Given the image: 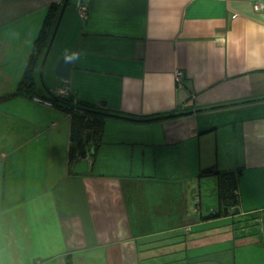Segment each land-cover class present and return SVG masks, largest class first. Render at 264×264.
<instances>
[{
	"label": "crops",
	"instance_id": "0c3cea01",
	"mask_svg": "<svg viewBox=\"0 0 264 264\" xmlns=\"http://www.w3.org/2000/svg\"><path fill=\"white\" fill-rule=\"evenodd\" d=\"M257 2L0 0V96L15 93L47 10L64 3L35 96L66 85L74 102L122 115L105 119L75 175L68 111L23 93L0 103V264H264ZM73 53L60 79L57 61ZM228 175L238 201L224 211Z\"/></svg>",
	"mask_w": 264,
	"mask_h": 264
},
{
	"label": "trees",
	"instance_id": "16d2710c",
	"mask_svg": "<svg viewBox=\"0 0 264 264\" xmlns=\"http://www.w3.org/2000/svg\"><path fill=\"white\" fill-rule=\"evenodd\" d=\"M63 5L64 3L59 5L52 4L47 10L46 17L42 24V29L39 33V36L36 38L37 40L34 45V51L36 52L35 55L33 54L30 57L27 69L17 86L15 93L3 94V96H0V103L3 100L13 97L17 94L23 93L24 95L29 96L36 95V90L34 87V75H32L33 68L36 65L37 59H39V57L47 51L52 41V36L57 27L56 25L58 24L61 17ZM50 97V101H52L54 106H60L63 108V110L68 111L70 114V148L68 154L69 160L67 170L69 174H75L72 168L78 162V155L85 159L87 151L90 150V146L92 144H96L105 119L112 117L121 118L120 116L122 115H120V113L117 111L103 108L101 105L98 106L97 104L89 101L85 102L77 100L74 102V100L69 96L59 98L52 92L50 93ZM126 116L130 117L127 119H135L134 117L130 116V114H127ZM165 116L170 117L172 115L160 114L159 116L151 119H161ZM212 169L213 167L211 166V168H202L201 171L209 172ZM256 218L259 219V217ZM66 264H72V259L70 256L67 258Z\"/></svg>",
	"mask_w": 264,
	"mask_h": 264
},
{
	"label": "water",
	"instance_id": "95a60500",
	"mask_svg": "<svg viewBox=\"0 0 264 264\" xmlns=\"http://www.w3.org/2000/svg\"><path fill=\"white\" fill-rule=\"evenodd\" d=\"M64 8V7H63ZM54 36V35H53ZM52 36V40H53ZM50 48V46H49ZM49 48L47 49L46 55L44 56V59L42 63L44 64L47 55L49 53ZM72 62L71 60L66 59V56H61V58L57 61V64L54 68V74H56L60 79L68 80L69 79V70L71 68ZM93 152V148L90 149V153ZM89 161L87 159L82 158L78 155V162L74 165L72 168L73 172L76 175L82 174L84 172H87L89 169ZM233 184V185H232ZM221 187L223 188V193L225 194V199L227 201V204L225 206L224 211L229 209L230 207H233L237 203L236 194L234 191V177L232 175L226 176L224 181H222Z\"/></svg>",
	"mask_w": 264,
	"mask_h": 264
},
{
	"label": "built area",
	"instance_id": "2783aa9c",
	"mask_svg": "<svg viewBox=\"0 0 264 264\" xmlns=\"http://www.w3.org/2000/svg\"><path fill=\"white\" fill-rule=\"evenodd\" d=\"M254 8L256 10H262L264 8V5L261 2H257V3H254ZM181 75H182V73L177 71L176 78L179 79L181 77ZM68 92H69V88H68V86L65 85L63 88H60V89H57L56 91H54V94L57 97H59V98H63V97L68 95ZM34 100H36L37 102H42L45 105H47L48 107L54 106L52 104V101H49L47 99H42L40 97L39 98L38 97H34Z\"/></svg>",
	"mask_w": 264,
	"mask_h": 264
},
{
	"label": "rangeland",
	"instance_id": "374dc122",
	"mask_svg": "<svg viewBox=\"0 0 264 264\" xmlns=\"http://www.w3.org/2000/svg\"><path fill=\"white\" fill-rule=\"evenodd\" d=\"M41 84H42V83H40V85H41ZM262 215L264 216V214H262ZM261 233L264 234V224H263V226L261 227ZM253 236L256 238V235H253ZM262 240H263V236H262ZM253 249H254V251H257L259 254H261V257L263 256L264 251H262V250H260V249H257L256 246H254ZM257 259H258V258L254 259V262H252V263H256V262H257ZM258 263H259V262H258ZM203 264H210V263H203Z\"/></svg>",
	"mask_w": 264,
	"mask_h": 264
},
{
	"label": "clouds",
	"instance_id": "9594fccd",
	"mask_svg": "<svg viewBox=\"0 0 264 264\" xmlns=\"http://www.w3.org/2000/svg\"><path fill=\"white\" fill-rule=\"evenodd\" d=\"M78 58V54L73 53V54H66V59L68 60H75Z\"/></svg>",
	"mask_w": 264,
	"mask_h": 264
}]
</instances>
